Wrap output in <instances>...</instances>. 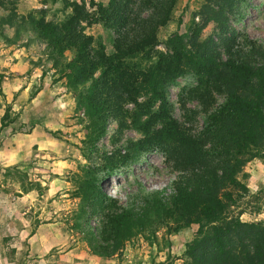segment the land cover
<instances>
[{
	"label": "trees",
	"instance_id": "1",
	"mask_svg": "<svg viewBox=\"0 0 264 264\" xmlns=\"http://www.w3.org/2000/svg\"><path fill=\"white\" fill-rule=\"evenodd\" d=\"M18 1L0 0L9 13L0 17L1 40L9 46L27 30L44 42L52 69L85 116L87 164H80L69 193L79 200L78 223L92 253L120 257L136 235L154 237L162 229L170 238L196 226L185 245L187 264H264V224L229 215L249 195L239 175L251 162L264 160V44L231 34L223 39L222 58L219 45L194 26L186 42L174 33L165 51L157 50L158 32L174 21L178 0H140L142 13L133 10L134 0L91 2L89 10L83 3L49 0L67 11L57 25L42 16L12 15ZM210 11L221 27L222 8ZM94 25L115 34L110 54L85 34ZM189 73L196 85L179 98L201 107L204 120L195 132L174 119L168 98V84ZM110 121L116 135L111 150L101 151L96 145ZM128 130L138 138L118 145ZM154 152L174 177L160 190L136 182L135 201L122 205L105 182Z\"/></svg>",
	"mask_w": 264,
	"mask_h": 264
},
{
	"label": "rangeland",
	"instance_id": "2",
	"mask_svg": "<svg viewBox=\"0 0 264 264\" xmlns=\"http://www.w3.org/2000/svg\"><path fill=\"white\" fill-rule=\"evenodd\" d=\"M68 1L83 3L89 10L91 2L106 6L109 0ZM139 1L134 0L133 10L142 13ZM220 8L225 18L221 27L211 21L210 11ZM8 14L0 8V17ZM13 14L26 20L42 16L57 25L67 11L62 3L20 0ZM194 26L219 45L222 58L223 39L231 34L264 44V0H237L232 6L223 0H178L174 21L158 32L157 50L165 51V41L174 33L186 42ZM84 32L103 44L107 54L113 51V32L101 25ZM195 85L196 76L189 73L167 86L173 117L190 132L201 129L204 115L199 104H183L179 96ZM5 114L6 127L0 129V264H187L185 245L196 226L170 238L162 229L154 237L136 235L120 257L92 253L78 223L79 200L69 193L71 180L81 175L80 164H87L82 153L85 116L52 69L45 43L27 30L9 46L0 38V121ZM116 129L110 121L96 148L111 150ZM137 138L134 131H125L118 145ZM242 174L239 178L249 195L229 215L264 224V160L251 162ZM173 177L162 155L154 152L113 175L105 188L126 205L135 201L136 182L144 189L160 190ZM98 222L99 218L93 225Z\"/></svg>",
	"mask_w": 264,
	"mask_h": 264
}]
</instances>
